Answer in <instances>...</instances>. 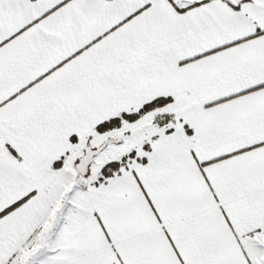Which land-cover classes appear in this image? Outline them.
<instances>
[{
	"label": "snow or ice",
	"instance_id": "1",
	"mask_svg": "<svg viewBox=\"0 0 264 264\" xmlns=\"http://www.w3.org/2000/svg\"><path fill=\"white\" fill-rule=\"evenodd\" d=\"M0 264H264V0H0Z\"/></svg>",
	"mask_w": 264,
	"mask_h": 264
}]
</instances>
